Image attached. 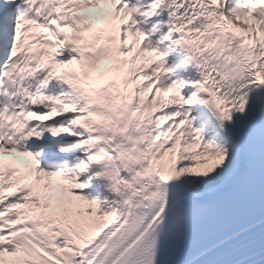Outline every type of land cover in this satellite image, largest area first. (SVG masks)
I'll use <instances>...</instances> for the list:
<instances>
[{
  "label": "snow or ice",
  "instance_id": "6c2138e0",
  "mask_svg": "<svg viewBox=\"0 0 264 264\" xmlns=\"http://www.w3.org/2000/svg\"><path fill=\"white\" fill-rule=\"evenodd\" d=\"M0 10V264H264V0Z\"/></svg>",
  "mask_w": 264,
  "mask_h": 264
},
{
  "label": "bare ground",
  "instance_id": "6f19581e",
  "mask_svg": "<svg viewBox=\"0 0 264 264\" xmlns=\"http://www.w3.org/2000/svg\"><path fill=\"white\" fill-rule=\"evenodd\" d=\"M0 2H2V0H0Z\"/></svg>",
  "mask_w": 264,
  "mask_h": 264
}]
</instances>
